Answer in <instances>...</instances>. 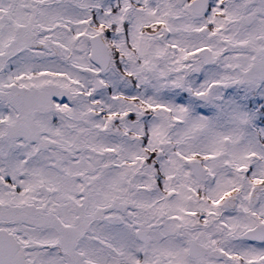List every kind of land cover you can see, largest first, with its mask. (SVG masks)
Listing matches in <instances>:
<instances>
[{
    "label": "snow or ice",
    "instance_id": "obj_1",
    "mask_svg": "<svg viewBox=\"0 0 264 264\" xmlns=\"http://www.w3.org/2000/svg\"><path fill=\"white\" fill-rule=\"evenodd\" d=\"M0 264H264V0H0Z\"/></svg>",
    "mask_w": 264,
    "mask_h": 264
}]
</instances>
